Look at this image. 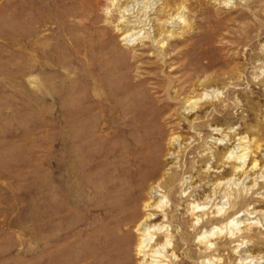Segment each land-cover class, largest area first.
Here are the masks:
<instances>
[{"label": "rangeland", "instance_id": "374dc122", "mask_svg": "<svg viewBox=\"0 0 264 264\" xmlns=\"http://www.w3.org/2000/svg\"><path fill=\"white\" fill-rule=\"evenodd\" d=\"M73 1L80 5L61 18L46 0L49 13L40 22L32 16L28 28L24 0H0V264L141 261L134 247L128 252L112 248V255L103 249L88 257L85 224L97 221V212L86 219L79 205L70 208L71 243L54 227L50 152L58 160L64 152V123L91 107L90 127H104L114 115L121 124H149L144 133L104 141L115 150L113 165L145 157L131 141L149 154L148 131L163 134V154L176 152L177 158L164 154L162 174L189 178L198 194L193 199L203 202L209 196L211 225L219 231L213 262L264 264V0H164L172 22L166 30L174 35L159 36L154 44L140 37L127 44L101 25L86 23V28L89 16L103 18L104 13ZM176 15L186 23L178 26ZM194 100H199L195 107ZM173 135L179 141L171 147ZM241 137L253 152L245 172L235 174L225 156ZM254 159L259 169L252 171ZM175 162L179 167L173 168ZM174 195L179 193L170 198ZM89 201L99 204L95 193ZM237 214L239 222L227 226ZM191 253L189 248L179 251L181 256L166 264ZM203 255L186 264H200Z\"/></svg>", "mask_w": 264, "mask_h": 264}, {"label": "bare ground", "instance_id": "6f19581e", "mask_svg": "<svg viewBox=\"0 0 264 264\" xmlns=\"http://www.w3.org/2000/svg\"><path fill=\"white\" fill-rule=\"evenodd\" d=\"M163 1L83 0L95 12L104 13L103 18L99 15H92L83 23L85 27L87 24L101 25L103 30L114 31L127 44L133 43L139 37L147 43L154 44L163 35L169 38L174 35L172 30H166L172 26L170 25L172 22L169 21L170 18L167 19V17L171 16L169 5ZM77 3L73 0H51V7L55 9L52 14L65 18L66 14L69 13L68 10L72 11L76 9ZM59 6H63L64 9L58 8ZM24 9L28 28H30L29 24L32 16L40 22L44 13H49L46 0H24ZM153 14H157V17L151 19ZM177 16L173 17V21L175 22L178 19L180 21V25L178 26L186 23L182 15L178 16L179 18ZM74 19L75 22H78L76 16H74ZM151 24L154 25V31H157L154 36L151 31L152 27L148 28ZM157 26L158 28H156ZM198 102L199 100L191 101V105L195 107L199 104ZM93 109V107L90 110L81 108L74 120L64 123L61 136L64 152L58 160H56L55 154L50 152L55 229L57 231L63 230L64 239L71 243L73 214L70 208L79 205L83 217H86V219H89L90 214L94 212H97L99 217L97 221L94 222L95 219L93 220L94 223H89L87 222L88 220L86 224L84 223L86 226L85 233L87 234L86 249H88V257L90 259L95 257L97 251L103 249H108V255H112L113 249L118 252H128L132 249L131 247H134L136 251L134 253L141 260L139 264H166L168 261L177 260L182 254L180 252L181 254L179 255V251L189 248L192 252L191 256L187 257L183 255L179 259L180 261L175 264H186L189 261L191 263V261L201 258L199 254H204L202 264L204 262L206 264H216V262H213L215 261L213 258L216 248L219 247V245H217L218 247L215 246L218 243H215V238L219 231H217V227L211 225V220H213L211 217L214 213L211 214L210 211L209 196L203 202H200V199H193L198 194H196L197 190L192 191V186H190L192 181L189 182V178L186 179L183 175L184 178L178 179L172 173L162 174L161 159L165 154H163L162 150L163 134L154 132V128L148 131L147 139L151 147L149 154H147L145 147H139L131 141L132 144L130 146H135L138 149L137 151L142 153V155L144 154L145 157L141 158L140 161L133 159L130 164H124L125 162L119 161L116 165H113L111 164V160L115 154V150L104 141L113 139L114 135L124 140L132 134L144 133L147 131L149 124H145L144 121L140 125L121 124L119 116L114 115L105 124V126L107 125L106 127H102L100 123H92L93 125L90 127V122H93V120L90 121ZM124 116L125 114H122L121 118H124ZM106 131L105 136L99 135L100 132L105 133ZM214 131L218 132L220 129L215 128ZM177 136L173 135V138H170L168 144L171 147L178 144L179 136ZM252 152L249 143L244 137H241L238 139V143L234 149L226 154V161L233 162V172L235 174L245 172L246 158ZM165 155H167L168 160L177 158L176 152H169ZM177 162L172 165L173 168L179 167L176 166ZM251 164L250 170L259 169L256 159ZM169 170L172 171L171 169ZM95 182H99L103 186L100 189H96ZM94 193L99 198V204L93 206L89 199L92 198ZM174 193H179V195H174L176 197L171 199L170 197ZM200 196L202 195L200 194ZM58 197L61 198L60 202H58ZM190 199L191 202L187 205ZM239 210L241 211V209ZM198 213H201V215ZM239 217L241 216L238 215L230 218L227 226L236 225L239 222ZM202 220H206L207 222L204 221L201 224ZM220 230L223 232L222 228ZM246 230L248 231L249 229L246 228L245 232H247ZM229 233L234 234L235 232L231 231ZM226 236L228 237V235ZM58 238L57 241H60V237ZM226 245L224 244L223 249ZM201 248L203 252L200 251ZM248 258L249 256L245 258V262L248 261ZM93 263L91 261L90 264Z\"/></svg>", "mask_w": 264, "mask_h": 264}]
</instances>
